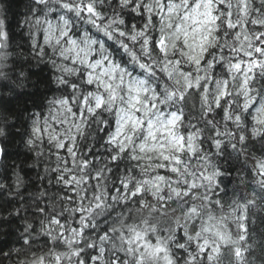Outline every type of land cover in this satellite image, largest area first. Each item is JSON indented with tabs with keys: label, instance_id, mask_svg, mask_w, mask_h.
<instances>
[{
	"label": "snow or ice",
	"instance_id": "snow-or-ice-1",
	"mask_svg": "<svg viewBox=\"0 0 264 264\" xmlns=\"http://www.w3.org/2000/svg\"><path fill=\"white\" fill-rule=\"evenodd\" d=\"M10 9L0 264H264V0Z\"/></svg>",
	"mask_w": 264,
	"mask_h": 264
},
{
	"label": "trees",
	"instance_id": "trees-1",
	"mask_svg": "<svg viewBox=\"0 0 264 264\" xmlns=\"http://www.w3.org/2000/svg\"><path fill=\"white\" fill-rule=\"evenodd\" d=\"M4 0H0V3H3ZM24 3L25 0H11V9L8 11V15L13 19V21L17 18H20L24 13ZM9 150L15 155L19 148L17 145L12 144L9 146ZM261 230H264V223H261L259 220L257 221L256 231L259 233ZM259 264V261L257 262Z\"/></svg>",
	"mask_w": 264,
	"mask_h": 264
}]
</instances>
